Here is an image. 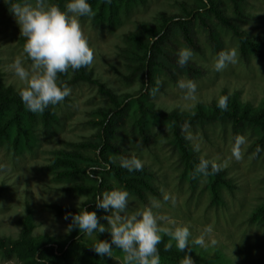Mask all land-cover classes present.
<instances>
[{"label":"rangeland","instance_id":"374dc122","mask_svg":"<svg viewBox=\"0 0 264 264\" xmlns=\"http://www.w3.org/2000/svg\"><path fill=\"white\" fill-rule=\"evenodd\" d=\"M220 1V5L233 15L231 3L228 0ZM196 2L197 0H147L145 5L136 6L127 15H122L119 23L111 28L93 25L89 17H81L82 32L94 53L93 62L89 65L93 76L111 87L116 94H135L141 90L143 74L140 71L133 73L132 67L120 56V49L127 46L125 35L130 31H137L140 22L156 23L159 14H178L182 5ZM29 4L35 5L33 2ZM241 7L251 16L250 20L240 21L241 27L248 35L264 40V0H242ZM11 9L7 0H0V72L5 86L23 90L26 82L15 74L14 65L20 61L25 69H30L31 61L23 51L24 37L20 35ZM197 12L220 35L225 50L236 51V62L220 72L213 70L217 54L207 39L206 28L196 17L192 20L191 28L202 51L193 52L191 61L205 67L204 75L189 77L178 70L171 73L167 69H159L153 84L148 83L149 90L143 89L138 96L166 111H184L198 102L209 103L222 90L229 94L236 92L241 100L257 105L264 93V60L258 59L254 54L243 60L236 37L209 12L201 9ZM185 47L188 46L180 33L174 30L168 48L178 53ZM175 57L176 55L170 54L169 60L174 62ZM183 80L196 83L195 99L184 98V91L178 87V82ZM68 87L70 94L64 101L54 105L58 123L48 130L38 126V139L31 150L14 155L11 150L0 145L1 237L16 238L21 228L19 221L27 211L31 213L33 235L66 237L68 233L65 229L70 222L55 206L70 209L82 207L91 200V192L88 189L71 190L72 184L84 182L89 185L94 179H98L96 176L105 175L101 174L103 171L98 166L90 169L97 172L90 178L78 176L75 179H63L50 168L57 151L71 150L76 147V143L97 141L99 115L96 114V109L109 106L107 97L98 92L95 84L79 82ZM153 89H157L155 94ZM131 101L132 99H127L125 105L129 106ZM132 111V107L127 108L116 119L114 138L120 151L114 156L120 162L139 161L141 166L148 167L152 171L158 194L146 192V201H141L123 183L110 176L108 179L116 189L128 191L129 210L143 209L153 198L160 200L161 208L154 211L168 218L162 222V226H168L169 221L188 226L192 234L190 241L204 258L202 264H264V218L254 213L255 207L264 198V142L256 145L259 137L257 130L243 124L233 125L227 120L205 121L187 125L186 128L183 124L178 126L199 156L218 164L232 183L231 189L222 188V201L213 203L204 177H198L196 183L191 185L187 177L181 174V162L171 145L170 127L160 122H155L152 126L149 124L147 143L142 140L137 128H131L134 121ZM238 137H243L244 143L240 145V158L236 159L233 152ZM80 150L91 156L95 155V151L91 149ZM99 165L105 166L103 163ZM106 191L111 190H101L97 201ZM166 194L174 202H165L163 196ZM100 210L103 217L110 214ZM103 222L107 226L105 219ZM207 228L211 231L206 232ZM200 238L205 240L206 247L193 242ZM97 239L106 240L98 234ZM79 241L90 250L95 243L94 238L87 235ZM213 249L218 251L220 260L210 258ZM69 255L74 264H89L85 252L80 248L72 249ZM123 257L124 253L120 249L113 248L111 257L106 256L105 264H124ZM0 264L26 263L22 257L13 254L7 258L0 255ZM160 264L173 262L160 257Z\"/></svg>","mask_w":264,"mask_h":264},{"label":"trees","instance_id":"16d2710c","mask_svg":"<svg viewBox=\"0 0 264 264\" xmlns=\"http://www.w3.org/2000/svg\"><path fill=\"white\" fill-rule=\"evenodd\" d=\"M147 0H88L92 7V14L87 16L93 25L114 27L119 23L122 15H127L136 6L145 5ZM231 3L233 15L226 11L220 5V0H197L191 5H182L181 12L174 15L159 14L155 23L140 22L137 31H130L125 35L127 46L120 49L122 56L128 65L132 67L133 73L141 72L143 74L142 89L136 91L135 94H116L113 89L106 86L93 76L92 70L82 67L73 71L69 69L66 73L58 74V83L64 82L67 86L74 85L79 82L95 84L98 92L107 97L109 106L97 108L96 114L99 115V129L97 133V141L84 142L77 144L71 150H60L56 152V156L52 158L50 168L63 179H75L78 176L90 178L97 172L90 170L93 167H100L101 174L96 176L94 182L86 185L84 182H75L71 186V190H90L92 198L82 207L65 208L56 207V210L62 215L75 214L78 210L85 208L95 211L99 222L104 224L103 216L97 207V198L101 190L116 189L108 179L110 176L115 178L129 189L141 201H146V192L152 195L158 194L153 182L152 171L146 167L140 170L129 171L122 167V163L115 158L118 155L120 147L115 143L114 135L116 130L113 127L126 109L133 108L132 123L133 129L137 128L140 137L148 143L149 127L155 122L166 124L172 132V147L177 152L182 165L181 174L187 177L189 183L194 185L198 177L202 176L206 180V186L211 194V202L220 203L222 201V188L231 189L232 183L225 175L223 170H219L214 174L203 176L194 175V169L203 159L194 150V148L186 140L185 133L178 128L179 125H193L203 123L205 121H230L233 125H247L257 130L259 137L256 142H264V93L263 97L257 105L243 101L236 92L228 93L222 90L216 99L209 103H196L189 110H163L155 106L151 101H146L138 95L142 94L143 89L149 90L148 83L153 84L154 76H157L159 69H167L174 73L176 70L186 74L189 77H200L205 73V67L194 61H189L186 66H180L177 63V53L168 48L170 37L174 30H177L183 38L185 44L195 53H201V47L195 40L191 23L197 17V21L204 25L207 31V39L215 54L225 51L220 35L214 27L208 24L198 9L204 10L212 14L213 18L224 28L228 29L238 40L241 58L247 60L250 54H254L258 59L264 60V40L248 35L241 27L240 21H247L251 16L242 7V0H228ZM18 0H7V5L13 7ZM20 2L29 4L35 0H20ZM68 0H47L48 4L59 6L62 10L65 8ZM176 55L174 62L169 60V55ZM158 81V78L156 79ZM22 90H13L9 86H5L2 82L0 72V145L5 146L12 151L14 155L21 154L23 151L31 150L37 142V128L41 126L43 130H48L54 124L58 123V117L54 110V105L49 107L43 113H32L22 103L20 92ZM228 98L227 110L218 107V101L221 97ZM127 99H132L131 103L125 105ZM124 107L126 109H124ZM91 149L95 151V155L82 152L80 149ZM103 163L105 166L99 165ZM213 164V163H210ZM211 171V169H209ZM254 213L264 218V198L254 209ZM71 223V220L68 219ZM20 231L16 238H5L0 236V255L2 257H10L15 254L22 257L26 264H74L70 259L69 252L74 248L82 249L89 264H105L106 256L100 257L90 250L85 244L79 241L84 236L78 230H73L64 238L53 237L47 234H32V217L27 211L26 215L20 219ZM106 240H110V235L98 233ZM162 235V240L157 246L161 258L171 260L173 264H181L185 258V253L176 249L175 242L170 251L165 250V244L169 242L167 235ZM188 253L193 258L195 264H202L203 256L199 254L189 241ZM187 251V250H186ZM210 258L220 260L218 251L213 249ZM217 261V260H216Z\"/></svg>","mask_w":264,"mask_h":264},{"label":"clouds","instance_id":"9594fccd","mask_svg":"<svg viewBox=\"0 0 264 264\" xmlns=\"http://www.w3.org/2000/svg\"><path fill=\"white\" fill-rule=\"evenodd\" d=\"M11 12L19 26L20 35L24 37L23 51L31 61L30 69H25L20 61L14 65L15 74L26 82L20 98L30 112L43 113L49 105L59 104L70 94L67 84L58 83V74L66 73L69 69L79 70L93 62L94 53L80 24L81 17L92 14V7L88 0H68L63 10L57 5L48 4L47 0H35L34 6L18 0L13 4ZM193 56L190 48H182L177 53V63L182 67L186 66ZM236 58L235 50L220 52L213 70H224L229 64L235 63ZM178 87L184 91L185 99H195L197 85L194 81H180ZM156 91L157 89H153V94ZM218 107L227 110L226 96L219 99ZM183 127L186 128L187 125ZM243 143V137H238L235 141L233 156L236 159L240 158L239 149ZM121 166L129 171L140 170L142 167L139 161L128 160ZM219 170L218 164H210L207 159H202L195 167L194 175L207 176ZM163 200L174 202L168 194L163 196ZM129 204L128 191H106L98 199L97 207L110 213L103 217L107 226L99 222L95 211L83 208L75 214L65 215L66 220H71L65 232L78 230L81 234L93 237L95 243L91 249L100 257H111L113 248L120 249L124 253V264H160L157 246L163 233L170 238L165 244L166 251H170L172 242H175L176 249L185 253L181 264H195L188 254L192 235L189 227L177 225L175 221H169L168 226H162V222L168 218L154 211L161 208L160 200L153 198L143 209L134 211L129 210ZM205 231L210 232L211 229L207 228ZM105 232L110 235V240L97 239L98 233ZM193 242L201 247L207 246L203 238Z\"/></svg>","mask_w":264,"mask_h":264}]
</instances>
